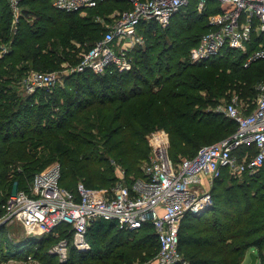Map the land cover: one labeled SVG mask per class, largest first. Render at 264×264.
<instances>
[{"label": "trees", "instance_id": "16d2710c", "mask_svg": "<svg viewBox=\"0 0 264 264\" xmlns=\"http://www.w3.org/2000/svg\"><path fill=\"white\" fill-rule=\"evenodd\" d=\"M54 0H21V13L12 26L7 0H0V214L7 198L27 191L36 173L53 160L61 166L60 184L74 190L79 182L89 188L111 189L123 172L126 183L143 176L150 157L148 136L163 129L169 134V155L177 163L198 149L230 136L234 120L216 107L235 94L252 104L264 81V59L244 66L264 48V32H253L248 51L235 57L224 47L217 55L191 62L190 49L211 28L210 14L220 11L217 0L206 10L191 0L166 27L141 25L144 46L131 52L129 70H90L69 74L63 83L20 93L22 77L32 71H60L75 65L82 49L102 38L106 27L97 21L126 0H104L97 6L65 11ZM241 149L236 153L240 157ZM211 206L200 214H186L179 230V249L188 264H243L255 249L264 264V169L242 177L225 170L211 188ZM0 226V263L28 256L56 264L49 253L58 239L70 238V227L60 225L54 235L10 237ZM90 249L70 248L68 264H136L153 259L159 250L154 228L120 229L117 223L97 220L87 231ZM182 264V263H179Z\"/></svg>", "mask_w": 264, "mask_h": 264}, {"label": "built area", "instance_id": "2783aa9c", "mask_svg": "<svg viewBox=\"0 0 264 264\" xmlns=\"http://www.w3.org/2000/svg\"><path fill=\"white\" fill-rule=\"evenodd\" d=\"M16 23L21 0H7ZM104 0H54L53 5L65 11L95 7ZM106 33L82 51L75 65H64L60 71H31L25 77V93L37 88H51L69 74L90 70L104 74L110 69L129 70L131 52L145 45L140 26L155 23L166 27L172 17L191 0H126ZM220 11L208 17L210 30L189 51L191 62L205 61L224 47L246 52L253 32H264V0H217ZM208 0H196L199 12L206 10ZM15 27V26H14ZM16 28V27H15ZM118 47L117 51L113 47ZM7 52L1 46L0 53ZM264 59V48L253 52L245 61L248 66ZM258 95L252 104L237 95L219 104L216 111L234 120L236 130L227 138L201 146L193 157L179 162L169 155V134L159 129L148 136L151 149L143 165V176L130 184L119 180L111 189L89 188L79 182L74 190L60 184L59 163L36 173L27 191L11 194L3 205L0 223L17 221L25 234L39 238L56 234L60 225L70 227V238L64 237L49 249L56 264H68L70 248L83 252L90 249L87 231L97 220L117 223L118 228L137 230L145 224L154 228L159 242L155 257L139 264H188L179 249V230L186 214H200L211 206V188L226 170L232 176L255 174L264 169V81L256 86ZM241 149L240 157L236 151ZM120 174H123L121 172ZM28 262L35 261L28 256ZM85 264V263H84Z\"/></svg>", "mask_w": 264, "mask_h": 264}, {"label": "rangeland", "instance_id": "374dc122", "mask_svg": "<svg viewBox=\"0 0 264 264\" xmlns=\"http://www.w3.org/2000/svg\"><path fill=\"white\" fill-rule=\"evenodd\" d=\"M125 9V8H124ZM122 9H116L115 11H113V13H111L110 15H109V21H105L104 19H103V17L101 18V17H98L97 18V21H99V22H101L102 23V25H104L105 27H106V30H105V32H104V34L106 33V31L108 30V28L111 26V24H112V22L114 21V19H115V16L117 15V13H119L120 11H121ZM87 13V9L86 10H84L81 14L82 15H85ZM13 20H14V18H13ZM13 20H12V26L14 27V22H13ZM113 49L114 50H116L117 51V49H118V47H113ZM83 50H85V49H82L81 50V52L79 53V57H80V55H81V53H82V51ZM246 52L248 51V47L246 48V50H245ZM241 52H244L242 49H236V51H235V53L232 55L233 57H235L237 54H239V53H241ZM255 52V51H254ZM1 54V53H0ZM64 65H67V66H69V63L68 62H66V63H63V66ZM33 71V70H32ZM52 71H58V70H52ZM31 72V71H30ZM46 72H49V71H46ZM29 74V73H28ZM27 74V75H28ZM24 77H22V79H21V81H20V88H18V91L22 94V93H25V89H24V87H25V83H24ZM63 83V82H62ZM56 163H59V160H57V159H55V160H53L51 163H49V165H47L44 169H42L41 171H43V170H46V169H48V168H50L52 165H54V164H56ZM40 172V171H39ZM121 173V172H120ZM228 174L229 175H231L229 172H228ZM121 176L123 177V181H126V178H124V175L123 174H119V176H118V180L116 181V183L119 181V180H121L120 178H121ZM100 189H106V188H100ZM20 190H22V189H20ZM19 190V191H20ZM14 194V193H13ZM7 231H8V233H10V237H12L13 239H15V240H19L23 235H25V230H24V228L20 225V223H18L17 221H12L11 223H9L8 225H7ZM59 240L60 239H58L55 243H53L52 245H51V247L52 246H55L58 242H59ZM69 256H70V254H69ZM33 259L35 260V261H31V262H28L27 260H23V259H11V260H9V261H5V262H2V263H0V264H48V263H46L43 259H40V258H34L33 257ZM250 260V258H249V255L247 254L246 255V258H245V261H244V263L243 264H247L248 263V261ZM81 264V263H80ZM136 264H139V263H136Z\"/></svg>", "mask_w": 264, "mask_h": 264}, {"label": "water", "instance_id": "95a60500", "mask_svg": "<svg viewBox=\"0 0 264 264\" xmlns=\"http://www.w3.org/2000/svg\"><path fill=\"white\" fill-rule=\"evenodd\" d=\"M5 224V222L0 223V226ZM250 262L248 264H258L257 254L254 252L249 253Z\"/></svg>", "mask_w": 264, "mask_h": 264}, {"label": "crops", "instance_id": "0c3cea01", "mask_svg": "<svg viewBox=\"0 0 264 264\" xmlns=\"http://www.w3.org/2000/svg\"><path fill=\"white\" fill-rule=\"evenodd\" d=\"M250 252H254V253H256L255 249H251V250H249V251L247 252V254L249 255ZM245 258H246V257H245ZM244 261H245V260H244ZM249 262H250V260L248 261V263H249ZM243 263H244V262H243ZM248 263H247V264H248ZM258 264H259V259H258Z\"/></svg>", "mask_w": 264, "mask_h": 264}]
</instances>
